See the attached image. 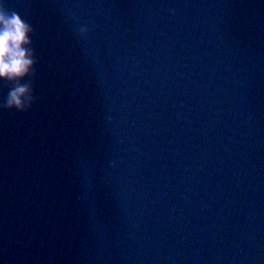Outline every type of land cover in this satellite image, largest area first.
<instances>
[{"label": "water", "instance_id": "95a60500", "mask_svg": "<svg viewBox=\"0 0 264 264\" xmlns=\"http://www.w3.org/2000/svg\"><path fill=\"white\" fill-rule=\"evenodd\" d=\"M7 3L37 64L0 264H264V0Z\"/></svg>", "mask_w": 264, "mask_h": 264}, {"label": "clouds", "instance_id": "9594fccd", "mask_svg": "<svg viewBox=\"0 0 264 264\" xmlns=\"http://www.w3.org/2000/svg\"><path fill=\"white\" fill-rule=\"evenodd\" d=\"M75 19V17H73ZM79 25L76 35L87 34ZM34 28L16 11L8 10L7 0H0V82L8 87L0 98V110L27 112L35 102L33 79L36 76Z\"/></svg>", "mask_w": 264, "mask_h": 264}]
</instances>
